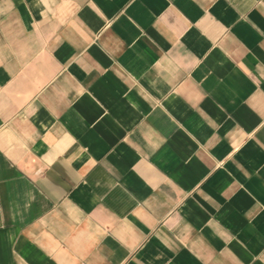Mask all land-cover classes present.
Here are the masks:
<instances>
[{
	"label": "crops",
	"instance_id": "1",
	"mask_svg": "<svg viewBox=\"0 0 264 264\" xmlns=\"http://www.w3.org/2000/svg\"><path fill=\"white\" fill-rule=\"evenodd\" d=\"M0 264H264V0H0Z\"/></svg>",
	"mask_w": 264,
	"mask_h": 264
}]
</instances>
